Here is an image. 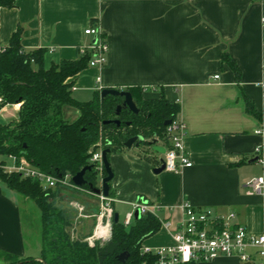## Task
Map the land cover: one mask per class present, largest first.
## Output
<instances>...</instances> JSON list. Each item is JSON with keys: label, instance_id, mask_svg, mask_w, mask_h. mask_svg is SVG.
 <instances>
[{"label": "crops", "instance_id": "0c3cea01", "mask_svg": "<svg viewBox=\"0 0 264 264\" xmlns=\"http://www.w3.org/2000/svg\"><path fill=\"white\" fill-rule=\"evenodd\" d=\"M263 18L264 0H16L14 7L0 8V48L19 30L23 50H45L43 64L48 68L77 59L79 50L94 42L84 30L95 26L107 44L106 63L73 77L72 91L94 96L104 89H133L137 107L138 102L161 98L179 106L177 119L185 126L190 167L177 173L153 172L161 162L153 153L155 146L163 144V155L168 146L163 132L144 146L108 154L113 216L117 213L122 224L120 216L132 212L138 198L152 205L150 215L160 228L142 247L155 249L173 245L172 233L184 218L183 203L217 214L234 213V222L248 235L264 236V183L259 193L247 185L255 178L264 181V162L257 163L254 155L264 141L254 134L264 126ZM223 54L237 66L239 79L222 61ZM247 103L260 119L247 112ZM9 111L18 118L19 106L6 105L0 109V125L9 123ZM77 117L76 110L63 109L66 121ZM3 160L12 164L8 157ZM70 191L76 194L72 199L62 194L56 202L63 206L70 201L75 213L72 203L83 208L82 215H76L79 226L73 224L69 232L85 241L93 234L99 200ZM28 230L17 196L0 183V264L40 257L41 244L26 242ZM249 253L246 264L261 261L254 249ZM198 264L244 263L220 257Z\"/></svg>", "mask_w": 264, "mask_h": 264}, {"label": "trees", "instance_id": "16d2710c", "mask_svg": "<svg viewBox=\"0 0 264 264\" xmlns=\"http://www.w3.org/2000/svg\"><path fill=\"white\" fill-rule=\"evenodd\" d=\"M15 1L0 0V8L14 7ZM45 52L43 49L25 52L19 30L13 33L6 47L0 48V109L6 105L19 106L18 118L0 125V183L39 209L42 241L39 258L15 259L9 264H152L153 258L142 254L141 247L144 239L160 228L155 217L145 214L127 228L120 222L112 223L108 242L116 244L118 249L99 263L98 253L107 243L90 247L84 240L72 237L69 229L73 218L58 208L55 193L43 191L37 182L19 174L6 172L1 158H24L45 173L74 176L89 165V151L98 144L111 153L122 149L133 136L147 139L160 136L165 128L163 123L177 119L179 106L163 98L138 102L139 115L121 111L116 117L121 98L106 96L101 100L100 92H96L91 100L79 102L72 96L71 79L87 68L90 54L44 68ZM222 61L239 79V70L227 54H223ZM125 91L135 94L133 89ZM65 107L78 112L74 121L63 118ZM246 109L260 119L249 103ZM111 120H119L120 125L102 124ZM84 178L95 182L93 167ZM82 188L88 189L86 185ZM61 189L56 193L61 194L64 190ZM122 252L128 253L124 263L118 262L116 257Z\"/></svg>", "mask_w": 264, "mask_h": 264}, {"label": "built area", "instance_id": "2783aa9c", "mask_svg": "<svg viewBox=\"0 0 264 264\" xmlns=\"http://www.w3.org/2000/svg\"><path fill=\"white\" fill-rule=\"evenodd\" d=\"M264 26V18L262 19ZM84 34L94 38V42L88 47L81 48L79 55L90 54L87 67L100 68L106 63L107 44L103 33L97 27H89L84 30ZM214 78H217L215 76ZM99 77L96 84H99ZM101 91V89H99ZM185 126L178 119L170 120V124L165 126L163 137L168 146L166 148L163 164L164 170L177 173L183 167H190L191 162L185 156L183 138ZM255 135L264 139V126L254 131ZM103 148L100 144L89 151L88 160L96 173V181L93 187L100 190L99 194L92 193L90 189L76 187L72 182V176L65 174L59 176L45 173L32 166L24 158L9 156L11 165H4L3 168L8 173L19 174L22 178L37 182L41 189L48 192L57 187L70 190L81 191L95 196L99 200V212L96 216V224L93 234L85 240L92 247L96 243L101 245L107 243L111 236V226L113 212L111 209V197H104L102 190V179L104 168L101 159ZM255 161L259 164L264 162V141L256 148ZM263 178H255L248 182V186L256 193H259L263 186ZM71 206L81 216L83 208L76 203ZM184 218L179 226L172 233L173 245L150 249L141 247V253L152 257V264H198L211 262L220 257H234L240 263H250V249H254L261 261L256 264H264V236H250L244 226L234 222L235 214H217L210 208H194L190 204L181 205ZM139 211L140 215L154 214V207L145 200L137 199L133 203V211L126 214L122 224L129 227L133 220V213ZM168 227L169 224L165 223Z\"/></svg>", "mask_w": 264, "mask_h": 264}, {"label": "water", "instance_id": "95a60500", "mask_svg": "<svg viewBox=\"0 0 264 264\" xmlns=\"http://www.w3.org/2000/svg\"><path fill=\"white\" fill-rule=\"evenodd\" d=\"M106 96H112V97H117V98L122 99L121 104H119L116 107L115 116H119V114L123 110H127L128 112H130L134 115H137L139 113V109H138L136 102L134 101L130 92L113 90V89H104L100 92V99L103 100ZM102 124L103 125L115 124L116 126H119L120 121L119 120L104 121V122H102ZM125 124L127 126L129 125L128 122H126ZM169 124H170V120H167L163 123V126L165 127ZM143 143H144V138L141 135H136V136L129 138L123 144V147L126 149H130L132 146L138 147V146L142 145ZM108 154H109L108 149L102 150V152H101V159H102V164H103V168H104V172H105V177L102 179V190H101L104 197H108V195H109V188H110L109 183L111 182V180L113 178V174H112V171L110 169L109 162H108ZM91 170H92L91 165L85 166L78 173H76L74 176H72V182L78 188H81V187L86 185L88 187V189L91 190L92 193L99 194L100 190L94 188L93 184L90 182H87L84 178L85 173L87 171L89 172ZM163 171H164V164H163V160H161L160 166L158 168H155L153 170V172L155 174H159ZM58 176L60 177V175H58ZM139 218H140L139 211H135L134 219L138 220ZM113 222H114V224L118 223V214L117 213H115L113 216ZM117 249H118V246L116 244H113L110 242L107 243L105 249L98 253L99 263H101L103 261L104 257H106L108 255H113ZM116 257H117L118 262L124 263L128 258V253L122 252V253L118 254Z\"/></svg>", "mask_w": 264, "mask_h": 264}, {"label": "rangeland", "instance_id": "374dc122", "mask_svg": "<svg viewBox=\"0 0 264 264\" xmlns=\"http://www.w3.org/2000/svg\"><path fill=\"white\" fill-rule=\"evenodd\" d=\"M72 96L74 97V99H76L77 101H80V102H86V101H89V100H91L93 98V96L87 95L84 90H78L77 92L72 91ZM80 98H83L85 100H78ZM14 115H15L14 113H10V111H9V113L6 114V117H7L8 120H6L5 122L15 121L17 118H15ZM155 147H156V149H155V152H153V153L158 157V159L162 160L163 157H164V155H163V153L161 151L163 149V144L160 143V144L156 145ZM2 185L7 190H10L4 184H2ZM61 190H63V189H61ZM13 193L18 198V202L20 203V209H21V212H22V217L25 220L26 227L28 226V228H29V230H28L29 235H27L28 237H26V242L28 244H31L32 246L36 245V244H42V241H41L40 211H39V209L36 207V205L33 202H31L29 200L24 202L21 199L22 198L21 196H19L15 192H13ZM62 194L64 195L65 199L68 197V200L72 199L73 196L76 195V194H73V192H71L70 190L64 189L61 194L60 193H55V196H62ZM80 197H82V196H80ZM50 200L53 201L52 198ZM69 202L68 201H64L65 205L63 204V206L61 204L57 203V206H58L59 209H63V212L66 214V216H70V217L73 218L72 225L73 224L74 225H78V222L79 223L81 222L79 220L80 216L79 215L76 216L78 214L77 211L75 213L74 211L71 210ZM123 218H124L123 216H120V220H122Z\"/></svg>", "mask_w": 264, "mask_h": 264}, {"label": "flooded vegetation", "instance_id": "af4514ba", "mask_svg": "<svg viewBox=\"0 0 264 264\" xmlns=\"http://www.w3.org/2000/svg\"><path fill=\"white\" fill-rule=\"evenodd\" d=\"M122 102V101H121ZM139 109V108H138ZM140 110L141 109H139V113L137 114V115H139L140 114ZM123 111H127V110H123ZM130 113V112H129ZM130 114H132V113H130ZM120 115V114H119ZM132 115H134V114H132ZM116 117H119V116H116ZM143 137V136H142ZM144 138V143L142 144V146H144L145 144H147L148 142H150V141H148V139L147 138H145V137H143Z\"/></svg>", "mask_w": 264, "mask_h": 264}]
</instances>
